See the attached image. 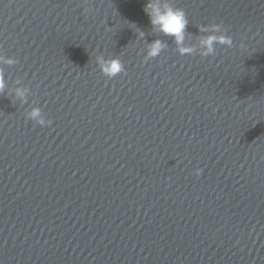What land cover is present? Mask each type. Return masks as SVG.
I'll use <instances>...</instances> for the list:
<instances>
[{
	"label": "water",
	"instance_id": "obj_1",
	"mask_svg": "<svg viewBox=\"0 0 264 264\" xmlns=\"http://www.w3.org/2000/svg\"><path fill=\"white\" fill-rule=\"evenodd\" d=\"M146 2L0 0V264H264V0H170L183 45Z\"/></svg>",
	"mask_w": 264,
	"mask_h": 264
},
{
	"label": "clouds",
	"instance_id": "obj_2",
	"mask_svg": "<svg viewBox=\"0 0 264 264\" xmlns=\"http://www.w3.org/2000/svg\"><path fill=\"white\" fill-rule=\"evenodd\" d=\"M87 0H85V4ZM87 10L88 8L85 7ZM145 14L149 17L150 23L154 28L158 29L165 36H171L175 39L177 44L183 45L185 40L186 29L188 26V18L185 11L181 8L173 7L170 0H147L144 5ZM201 31L207 33L201 38L200 45L203 51L201 56H210L216 54V46L220 45H233V38L228 34V30L221 24L202 25ZM143 35V33H141ZM166 47L164 41L154 40L147 48L145 60L158 56ZM182 55L194 54L196 49L191 45L181 47L179 49ZM96 62L100 67L102 73L109 77L114 78L122 72L126 71L125 65L119 57H105L99 56ZM17 60L13 56H6L0 51V92L6 86L7 79L3 65H13ZM17 95L20 97L26 96L25 89H18ZM25 115L28 119L43 126L51 124V120L47 119L42 108L33 107L30 111H26ZM202 169H196V174L200 175Z\"/></svg>",
	"mask_w": 264,
	"mask_h": 264
}]
</instances>
